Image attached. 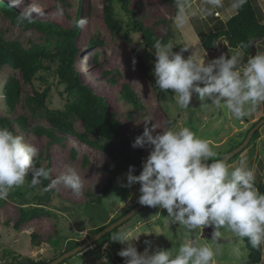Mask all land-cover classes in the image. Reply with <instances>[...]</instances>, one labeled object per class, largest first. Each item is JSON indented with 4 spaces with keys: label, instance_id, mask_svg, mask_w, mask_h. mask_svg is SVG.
I'll return each instance as SVG.
<instances>
[{
    "label": "rangeland",
    "instance_id": "obj_1",
    "mask_svg": "<svg viewBox=\"0 0 264 264\" xmlns=\"http://www.w3.org/2000/svg\"><path fill=\"white\" fill-rule=\"evenodd\" d=\"M2 1L7 3L11 14L50 20L67 28L71 27L76 13H79V20L83 19L86 23L80 27V34L75 40L78 52L73 66L81 81L96 96L104 99L109 110L119 120L123 132L134 139L143 132L144 118L150 116L152 119L149 127L151 123L154 124L157 132L187 127L197 137L208 140L217 153L215 159H218L238 147L245 140L251 125L264 117V103L248 116L237 120L224 107H204V102L196 94H193L188 108H181L173 100L171 90L164 93L157 88L153 89L134 59V55L138 54L153 71L152 54L145 47L141 34L131 31L129 19H135L163 43H172L176 47L174 52L187 47V51L182 53L187 59L196 49L202 55L204 50L201 42L207 34L213 32L215 23L225 22L235 14L230 0H221L219 7L208 5L206 0H186L185 12L189 21L181 28L176 26L177 14L170 5L161 0H130V15H125L119 7H114V16L121 28L119 31H112L106 24L104 0ZM252 1L264 23V0ZM204 9L210 11L206 13ZM0 37L4 42L15 43L25 50L46 49L49 55L55 51L53 38L36 30L21 29L11 23L1 9ZM257 46L256 55L264 53V40L259 41ZM237 52L239 51L228 48L221 41L217 44L216 51L207 52L205 63L222 54L230 57ZM42 65L46 70L37 74L31 86L24 84L20 74L9 66H3L0 70V88L9 77L16 76L20 81L21 94L15 109L7 112L0 91V117H8L11 121L17 117L25 119L26 128L23 131L13 122L15 135L22 136L25 143L37 149L35 158H41L40 167H49L50 189L53 192L47 197L38 184L31 183L29 187L31 174H28L23 185L14 187L6 199L0 200V264L17 262L3 254L6 250L18 257L22 264H28L27 259L47 261L58 257L70 241L79 244L87 241L86 237L92 229L108 224L139 204L140 185L136 184L131 188L122 186L126 183L127 172L118 174L112 190L105 198L99 199L100 189L108 179L107 170L112 168V163L101 150L78 139L80 134L85 133L79 120L73 116L65 118L73 131L68 134L53 130L43 116L44 111L39 109L33 114L26 107L25 99L31 98L33 91L42 93L47 90L46 108L53 112H64L67 101L72 100V96L64 91V83L57 77L56 60L49 56L42 60ZM124 86L134 96L137 106L134 107L122 98ZM41 131L52 132L53 141L41 134ZM252 136L242 152L228 166L234 168L244 161V166L255 173L256 188L257 185L264 184V125L258 129L254 139ZM87 137L95 140L91 135ZM103 143V140H98L99 145ZM149 152V147L143 148L142 161ZM69 169L75 170L81 177L84 193L81 197L74 196L63 184L56 183L57 178ZM29 209L36 210L39 215L19 224L15 229L21 210L27 212ZM166 217V210L144 206L117 227V233L131 231L134 235H140L135 245L139 253L146 247L150 253L155 250L175 251L188 240H194L197 245H207L214 250L213 264H246L248 251L243 239L220 229L222 235L214 241L211 239L213 227L188 232L181 225L165 223ZM149 232L153 234L148 235ZM126 247V244L118 242L113 246L103 244L99 248L92 244L71 257L66 264H101L105 257L108 264H124V258L117 253ZM259 264H264V245Z\"/></svg>",
    "mask_w": 264,
    "mask_h": 264
},
{
    "label": "clouds",
    "instance_id": "obj_2",
    "mask_svg": "<svg viewBox=\"0 0 264 264\" xmlns=\"http://www.w3.org/2000/svg\"><path fill=\"white\" fill-rule=\"evenodd\" d=\"M185 3L186 0H177L178 28L189 21ZM206 3L219 7L221 0ZM244 3L245 0H233L232 7L238 9ZM85 23L82 19L77 27ZM174 48L172 43L155 42L152 75L155 88L164 93L171 90L179 107L188 108L196 94L204 107H224L240 120L264 103V53L249 57L246 63L239 52L230 57L222 54L205 63L206 50L201 55L196 49L185 59L182 53L188 48L182 47L179 52H174ZM151 119L144 118L143 132L131 144L134 149L149 147V155L142 161L139 175H133L135 168L129 166L122 186L131 188L139 184L138 203L166 210L164 221L169 225H181L188 232L213 227L214 241L221 237L220 229H225L241 240L247 238L254 248L264 245V194L255 188L254 171L246 168L244 161L230 168L224 159H215L217 153L210 142L197 137L189 128L157 132L154 124L149 127ZM36 155L37 149L25 143L22 136L0 128V200L6 199L14 187L23 185L30 171L33 185L40 178H48L46 169H34ZM56 183L63 184L76 197L84 194L81 177L75 170L69 169ZM139 236L121 231L111 237L113 242L127 245L117 253L124 258V264H213L214 250L197 245L194 240L175 251L150 253L146 247L139 253L135 246ZM101 264H108L106 257Z\"/></svg>",
    "mask_w": 264,
    "mask_h": 264
},
{
    "label": "trees",
    "instance_id": "obj_3",
    "mask_svg": "<svg viewBox=\"0 0 264 264\" xmlns=\"http://www.w3.org/2000/svg\"><path fill=\"white\" fill-rule=\"evenodd\" d=\"M161 1L170 5L174 13L178 14L177 0ZM230 1L233 5V0ZM129 2L130 0H104L105 21L112 31H119L121 29L114 16V7L117 6L125 15H130V11L128 10ZM253 4L254 3L252 0H245L243 6L235 9V14L230 16L225 22H216L213 32L207 34L202 40V49L206 50V52H214L217 49V44L223 41L228 46V48L239 51L242 55V61L246 63L250 55L252 42L257 41L256 50L258 51L257 45L259 40H264V23L262 22L261 14L257 11ZM0 9L4 12L5 16L10 20L11 23L20 27L21 29L36 30L54 39L55 51L54 54L49 55L46 49L25 50L15 43L4 42L0 37V70L3 68V66H9L13 71H16L20 74L21 80L24 84L31 86L32 81L35 79L37 74L46 70V68L42 65V60L49 56L56 60L57 77L59 81L64 83V91L66 94L72 96V100L67 101V109L64 112H53L47 110V90L43 91L42 93L33 91V96L31 98L25 99V105L33 114L37 113L39 109L44 111L43 116L50 123L53 130L68 134H72L73 131L69 124L66 123L65 118L67 116H73L75 119L81 122L85 131V133H82L78 136V139L92 148L101 150L109 157L112 163V168L109 170L106 169L108 173V179L104 186L100 189L101 194L99 199L101 200L108 195V193L113 188V183L117 175L122 172H128L129 166H134L135 171L133 174L139 175L140 171L142 170L141 155L143 148L134 149L131 147V144L135 139L123 132L119 120L116 118V115L109 110L104 99L96 96L88 87V85L81 81L78 71H76L73 66L78 52L77 48L75 47V40L80 34V27H77V22L80 21L79 13H76L75 21L72 23L71 27L67 28L57 25L50 20H37L28 18L24 14H11L12 12L9 11V6L7 3H5V1L2 0H0ZM129 21L131 25V31L141 34L145 47L150 50L152 58L155 61V57L152 52L153 45L156 41H161V39H158L156 36H154L147 28H144L139 22H136L135 19L131 18ZM122 39L125 40V37ZM133 51L134 49H132V52ZM258 53L259 52H257V54ZM134 59L139 67L140 72L150 82L153 89H155V79L152 75L151 69L145 65L138 54L134 55ZM123 88L125 92L122 98H124L126 102L133 105L134 107L137 106L134 96L125 86ZM0 91L2 92L4 98V107L6 111H13L16 104L20 100V81L16 78V76H11L0 88ZM263 118L264 117L259 118L255 123H253L250 129H252L256 123ZM13 122L20 130H25L26 121L22 117H17L14 119V121H11L8 117H0V128H7L9 131L16 134L13 128ZM250 129L247 131V133L250 131ZM40 133L45 134L53 141L52 132L41 131ZM257 134L258 130L253 134L252 139H254ZM87 135H91L95 140H90ZM98 140H103L104 143L99 145ZM229 152L231 151H228L227 153ZM226 154L218 159H222ZM239 154L240 153L231 158L226 164L229 165L230 162L234 160ZM40 159L41 158L39 157L34 158V169L43 168L40 167ZM43 169H46L49 172V176L47 179L40 178L39 183L37 184L42 189L43 194L47 197H50L53 193L50 189V170L49 167H45ZM29 174H31V171ZM28 182V186L30 187L31 180ZM256 189L259 191V193L264 194V184L257 185ZM36 199H39V197H36ZM131 209L123 212L120 217L127 214ZM38 215L39 213L34 209H29L27 212L21 210L19 220L15 225V229H17L19 224L25 223L26 221L37 217ZM120 217L111 220L106 225L92 229L91 232L94 234L99 233L107 225L114 223ZM118 228L113 229L111 232L101 237L93 244V246L95 248H99L103 244L110 246L115 245L116 242H113L111 237L117 233ZM88 238L89 237L87 236L86 240ZM243 242L248 251L246 264H259L262 257V245L259 248H254L249 243L247 238H244ZM78 245L80 244L70 241L62 254L74 249ZM3 254L6 257H10V260H14V262L17 260V262L14 264H22L19 262L18 257H16L13 253L11 254L10 251L8 252L6 250ZM56 258L57 257L47 261L41 259H27V262L28 264H49ZM69 259H65L60 264H66Z\"/></svg>",
    "mask_w": 264,
    "mask_h": 264
},
{
    "label": "water",
    "instance_id": "obj_4",
    "mask_svg": "<svg viewBox=\"0 0 264 264\" xmlns=\"http://www.w3.org/2000/svg\"><path fill=\"white\" fill-rule=\"evenodd\" d=\"M256 43H257V41H253L252 42V44H251V51H250L249 57L256 55ZM262 125H264V118L261 119L260 121H258L256 123V125L252 129H250V131L247 133V136H246L245 140L238 147H236L235 149H233L231 152L227 153L222 159H224L225 162L228 163L231 158H233L238 153L242 152V150L244 149V147L247 145L248 141L250 140L251 136ZM143 207H144V205L138 204L136 207H134L133 209H131L127 214H125L124 216H122L120 219H118L114 223L106 226L104 229H102L97 234H94L93 232H89L88 233V237L89 238H88L87 241L81 243L80 245H78L74 249H72V250H70V251H68V252L60 255L55 260L51 261L49 264H60L65 259H69V258L73 257L74 255H77L78 253L84 251L88 246L94 244L101 237H103L107 233L111 232L113 229L119 227L123 222L127 221L129 218L133 217Z\"/></svg>",
    "mask_w": 264,
    "mask_h": 264
},
{
    "label": "built area",
    "instance_id": "obj_5",
    "mask_svg": "<svg viewBox=\"0 0 264 264\" xmlns=\"http://www.w3.org/2000/svg\"><path fill=\"white\" fill-rule=\"evenodd\" d=\"M215 16H219V14L218 13H215Z\"/></svg>",
    "mask_w": 264,
    "mask_h": 264
}]
</instances>
